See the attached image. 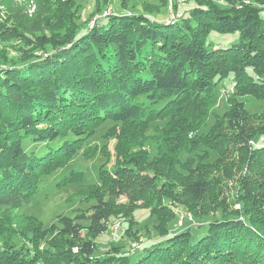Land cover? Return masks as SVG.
<instances>
[{"label":"trees","instance_id":"1","mask_svg":"<svg viewBox=\"0 0 264 264\" xmlns=\"http://www.w3.org/2000/svg\"><path fill=\"white\" fill-rule=\"evenodd\" d=\"M184 1L174 0L179 16L171 21L111 12L80 34L76 0H0V264H264V179L252 175L264 170V146L249 143L264 139V111L249 126L250 112L239 99L264 101V10L245 0H192V7L179 11ZM159 3L169 8L167 0ZM99 12L97 5L85 24ZM212 30L238 31L239 39L208 47ZM223 81L232 90L227 110L194 135ZM158 121L164 123L149 159L142 144ZM103 125L118 164L99 168V184L74 187L75 196L94 200L88 209L59 215L47 226L33 215H11ZM24 139L45 145L26 151ZM199 147L206 150L202 161L211 150L217 162L236 149L245 169L238 179L239 209L220 207L221 181L208 177L203 163L180 159L184 150ZM225 168L230 178L232 167ZM67 176L78 182L73 169ZM120 195L140 203L115 205L111 200ZM164 199L189 217L224 212L200 233L161 236L142 252L140 245L133 248H140L137 254H96L97 238L110 221L128 219L139 206L173 220ZM165 231L159 225V234ZM14 236L28 245L17 246Z\"/></svg>","mask_w":264,"mask_h":264},{"label":"rangeland","instance_id":"2","mask_svg":"<svg viewBox=\"0 0 264 264\" xmlns=\"http://www.w3.org/2000/svg\"><path fill=\"white\" fill-rule=\"evenodd\" d=\"M21 3L23 0H14ZM253 2L254 5L264 9V3L258 2L256 0H245ZM145 3L149 5L144 7ZM152 3V4H150ZM101 6V13L109 10V13H142L145 16L157 20L163 21L168 15L174 17V11H170L167 6H160L159 0H76L75 2V14L77 23L81 24L79 33L81 34L85 31L86 26L91 27L94 24L96 18H99V13H96L89 23L85 24L86 17L89 12H93L96 9L97 5ZM194 5L192 0H185L183 4H178V9L181 11L182 8H189ZM169 11V14L167 10ZM4 11V8L2 7ZM30 9L29 11H31ZM172 12V13H171ZM178 16L177 14L175 17ZM239 39V32L231 33H219L216 31H210L207 37V46L211 45H221V47H226L232 43L237 42ZM16 40H12L11 43H15ZM5 45V44H3ZM12 51V52H11ZM10 51V55H13V50ZM231 85L229 81H223L220 86L215 90V95L211 97V104L208 107L206 121L196 130L195 133H205L213 122H215L222 114L227 110L228 103L227 98L231 94ZM239 99L244 101L245 107L250 112L248 118V125L255 126L257 122L262 120L261 113L264 111V101L256 100L252 97H240ZM163 103L152 104L154 108H158ZM164 121H158L150 124L148 127L145 138L143 140L142 149L149 153V159H151L156 154V145L159 140V130ZM107 125H103L96 130L94 134L85 142V145L82 149L79 150L68 162V164L56 170L50 175L43 177L42 181L39 184L38 191L31 198V200L24 204L20 209L9 211L11 215L18 216L19 213H24L26 215H33L40 219L44 226H47L51 223H56L59 215L71 216L77 213L78 209L86 210L91 204L94 203L93 199L83 198L75 196L72 191L76 185L82 184H99V179L97 174L100 167H105L108 170L114 169L118 164V158L113 153V143L114 139L112 137H104L105 129ZM228 131V130H226ZM190 137L191 134L189 135ZM252 146L262 145L264 146V139H253L249 142ZM23 145L26 151H40L45 143L43 142H33L31 139H24ZM236 147V146H234ZM187 151L189 148L187 147ZM204 147H199L191 152H186L185 150L180 154V159L184 160L188 156L194 157L195 160L193 164L203 163V166L206 167L208 171V177H217L220 181L219 193L220 196L224 198L223 205L230 211L232 209H239L240 204L236 201L238 196V179L242 172L245 171L244 167L239 166L237 162V153L236 149L229 150L227 156L221 162H217L218 156L217 153L211 150H208L209 157L202 161L201 157L204 156ZM191 161V160H190ZM231 162V163H230ZM228 163V164H227ZM232 167L230 171L231 177L227 178L222 171ZM79 175L77 183H71L70 178L67 176L69 171L72 170ZM175 171H181L184 175L187 172L180 168L179 165L175 166ZM254 177L258 180L264 179V170L257 171L253 173ZM62 182L60 183L59 181ZM115 205H124V206H135L139 205L140 202L132 203L127 195H120L111 200ZM162 205L165 206V209H169L172 213L175 214V218L170 222H166V218L159 214L155 215L150 212V209L144 208V206H139L131 214L128 219L116 218L112 219L109 224L107 231L102 233L97 238V251L96 254L103 255L108 252L110 253H119V254H128L133 255L138 253L136 250L142 252L150 243L162 239L161 236H169L178 231L188 229L193 234L200 233L205 224L213 220L216 217H219L221 212L224 210L215 209L214 214H209L200 218L192 217L193 215L188 212H184L180 205H175L168 199L162 200ZM211 210L210 212H212ZM1 213V211H0ZM189 214L192 215L189 217ZM191 219V220H190ZM165 221V222H164ZM115 225L118 229L114 230L111 228L112 225ZM159 225L160 227L166 228L165 234H159ZM162 231V229H161ZM160 231V232H161ZM13 240L16 242V245L21 244L28 245V242L23 240L19 236H14ZM138 244L141 247L139 249H133V245ZM116 251V252H115ZM139 251V252H140Z\"/></svg>","mask_w":264,"mask_h":264},{"label":"bare ground","instance_id":"3","mask_svg":"<svg viewBox=\"0 0 264 264\" xmlns=\"http://www.w3.org/2000/svg\"><path fill=\"white\" fill-rule=\"evenodd\" d=\"M179 1H181V0H179ZM167 2H168V7H169V10L170 11H173V3H174V0H167ZM175 12V11H174ZM169 13V12H168ZM172 13V12H171ZM107 14H109V11H105V12H103V14H101V17H103V16H106ZM178 15L179 16V13H177V12H175L174 13V17H170L169 16V18H175V15ZM178 16H176V17H178ZM168 21H171V20H168ZM111 228H113L114 230L116 229V226L113 224L112 226H111Z\"/></svg>","mask_w":264,"mask_h":264},{"label":"built area","instance_id":"4","mask_svg":"<svg viewBox=\"0 0 264 264\" xmlns=\"http://www.w3.org/2000/svg\"><path fill=\"white\" fill-rule=\"evenodd\" d=\"M178 2H179V0H178ZM171 9H172V8H171ZM171 9H170V10H171ZM263 10H264V9H263ZM106 11H109V10L107 9ZM104 12H105V11H104ZM101 14H103V13H99V15H98L99 18H101ZM172 19H173V18H169V17H167V21H168V20H172ZM190 220H191V219H190ZM117 229H118V226H117L116 230H117ZM137 247H139L138 244H134V245H133V248H137Z\"/></svg>","mask_w":264,"mask_h":264}]
</instances>
